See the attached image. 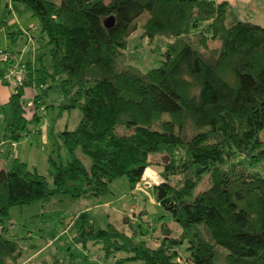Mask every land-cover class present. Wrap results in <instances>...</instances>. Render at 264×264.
<instances>
[{"label":"trees","instance_id":"16d2710c","mask_svg":"<svg viewBox=\"0 0 264 264\" xmlns=\"http://www.w3.org/2000/svg\"><path fill=\"white\" fill-rule=\"evenodd\" d=\"M11 2L37 20L36 50H47L49 66L25 61L21 85L0 110V144L30 133L27 125L40 119L36 109L52 94L60 101L51 106L77 109L81 119L58 134L69 161L50 158L51 187L17 160L0 169V264H17L21 256L4 237L11 208L54 197L101 198L119 177L134 189L153 166L163 180L152 185L153 200L175 229L161 222L152 247L112 225L98 228L82 210L64 227L73 242L99 244L106 254L124 251L137 264H264V178L249 170L264 161V28L214 0ZM110 16L114 25L106 29ZM138 27L143 37L166 41L159 67L146 73L128 65L125 52ZM4 63L9 68L12 60ZM25 88L40 91L28 105L31 119ZM78 153L89 158L88 167ZM182 244L185 261L176 250Z\"/></svg>","mask_w":264,"mask_h":264},{"label":"rangeland","instance_id":"374dc122","mask_svg":"<svg viewBox=\"0 0 264 264\" xmlns=\"http://www.w3.org/2000/svg\"><path fill=\"white\" fill-rule=\"evenodd\" d=\"M17 8L18 11L13 8L11 0H0V52L10 54L12 64L9 67L13 68L16 77H23L25 61L30 59L37 68L40 65L46 67L49 66V57L46 49L36 50V39L41 35L37 20L22 5ZM17 32H21V35L16 34L15 37L13 33ZM165 47L166 41L162 36L149 40L143 37L142 29L138 27L126 43L128 65L143 73L158 68ZM40 56L42 59L38 61ZM7 70L8 66L0 58V73L4 72L3 77H0V110L15 92V86L12 85L14 78L6 77ZM39 92L37 89L25 88L22 102L27 119H31L34 113L28 104ZM52 101H60L59 96L52 94L43 98L44 103L36 109L39 122L27 125L30 133L24 134L15 143L6 141L0 144V169H10L17 160L32 172L46 176L50 187V172L53 170L50 158L58 165L69 161L58 134L64 130H74L81 119L77 109L61 112L56 103L50 105ZM3 110L6 117L8 110ZM4 125L5 121L0 119V140L3 138ZM116 131L119 134L128 132L123 127H118ZM78 157L86 167L89 166L90 160L86 155L78 153ZM158 160L162 159L156 156L154 161ZM157 168L153 166L149 169L156 172ZM149 169L146 170V177L152 175ZM249 170L258 172L264 178V161L249 167ZM145 186L144 182H140L131 189L126 179L119 177L108 185L109 192L101 198L71 202L54 197L46 203L13 207L5 222L4 237L21 248L17 264H137L129 260L130 254L121 250L106 254L99 244L89 243L85 248L75 244L64 227L75 215L88 208L87 212L98 228L107 229L112 225L137 242L157 246L161 238V222L174 229L176 227L169 213L154 202L151 187ZM59 198L62 202L58 201ZM61 218H64V222ZM176 250L185 261L188 255L185 244L177 246Z\"/></svg>","mask_w":264,"mask_h":264},{"label":"crops","instance_id":"0c3cea01","mask_svg":"<svg viewBox=\"0 0 264 264\" xmlns=\"http://www.w3.org/2000/svg\"><path fill=\"white\" fill-rule=\"evenodd\" d=\"M216 3L227 2L233 10L236 12L240 21L245 23H250L259 27L264 28V0H214ZM16 37V33H13ZM159 170V169H158ZM152 175H147V172L144 174L143 180L146 184V188L151 187L154 184V180L159 178L156 172H153L149 169ZM88 208H85V211Z\"/></svg>","mask_w":264,"mask_h":264},{"label":"built area","instance_id":"2783aa9c","mask_svg":"<svg viewBox=\"0 0 264 264\" xmlns=\"http://www.w3.org/2000/svg\"><path fill=\"white\" fill-rule=\"evenodd\" d=\"M0 58H1L2 62H6V61H8L9 59H11V56H10V54H8V53H2V52H0ZM6 77H7L8 79H10L11 77L14 78V79L12 80V85H14V86L21 85V83H22V77H16V76L13 74V68H12V67H9V68H8ZM28 105H31V103H29ZM0 118H1V115H0ZM154 184H155V183H154ZM176 261H178V259H177Z\"/></svg>","mask_w":264,"mask_h":264},{"label":"water","instance_id":"95a60500","mask_svg":"<svg viewBox=\"0 0 264 264\" xmlns=\"http://www.w3.org/2000/svg\"><path fill=\"white\" fill-rule=\"evenodd\" d=\"M113 25H114V18L113 17L110 16V17H107V18H105L103 20V26H104V28L110 29V28L113 27ZM0 150H1V147H0ZM162 182H163V180L161 178H156L154 180V183L156 185L161 184Z\"/></svg>","mask_w":264,"mask_h":264}]
</instances>
